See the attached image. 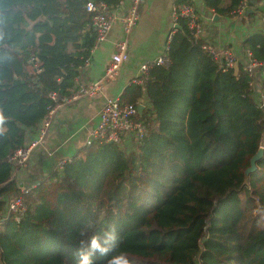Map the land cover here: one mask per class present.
Here are the masks:
<instances>
[{
    "label": "trees",
    "instance_id": "trees-1",
    "mask_svg": "<svg viewBox=\"0 0 264 264\" xmlns=\"http://www.w3.org/2000/svg\"><path fill=\"white\" fill-rule=\"evenodd\" d=\"M87 1L0 0V210L17 190L11 157L60 102L51 93L71 94L91 57L97 32ZM102 1L113 9L121 0ZM221 1L204 0L227 16L245 0ZM176 24L168 64L121 96L149 98L137 114L144 137L94 140L34 187L21 219L0 223L4 264H74L90 221L89 235L117 231L113 251L95 264L121 252L129 264H264V155L247 173L264 148V81L261 99L246 60L237 73L224 70L185 18ZM244 48L264 60V33L247 36ZM53 183L58 199L48 201L43 188Z\"/></svg>",
    "mask_w": 264,
    "mask_h": 264
},
{
    "label": "crops",
    "instance_id": "crops-1",
    "mask_svg": "<svg viewBox=\"0 0 264 264\" xmlns=\"http://www.w3.org/2000/svg\"><path fill=\"white\" fill-rule=\"evenodd\" d=\"M177 1L144 0L140 7V19L130 35L128 59L113 77L105 81L99 93L82 96L56 111L45 142L33 151L28 164L15 169L12 178L16 181L17 190L13 194L18 193L21 187L40 185L58 168L59 161L79 154L92 142L105 99L122 96L125 88L141 75L142 64L167 50L168 40L176 27L173 8ZM191 1L201 15L204 39L220 48L230 49L239 62L245 61V38L255 32L264 33V0H245L243 12L232 16L218 14L219 19L215 18L217 13L209 9L204 0ZM232 1L222 0L221 6L227 7ZM122 36L123 25L117 22L107 38L92 48L90 62L82 67L71 94L78 91L80 85L96 81L104 75ZM262 76L263 69L256 67L255 96H260ZM143 98L145 105L150 103L146 95ZM38 126L29 132L27 142L36 136Z\"/></svg>",
    "mask_w": 264,
    "mask_h": 264
},
{
    "label": "built area",
    "instance_id": "built-area-1",
    "mask_svg": "<svg viewBox=\"0 0 264 264\" xmlns=\"http://www.w3.org/2000/svg\"><path fill=\"white\" fill-rule=\"evenodd\" d=\"M143 2L144 0H121L117 7L113 9L109 7L107 2L102 0H88L86 2L85 8L92 14V25L97 32L95 46L107 38L108 33L117 22H121L123 25V36L117 42L115 52L112 56V62L108 65L101 78L80 85L78 91L69 95L61 96L56 91L51 93V98L60 100V102L50 108L45 119L39 124L36 136L26 142L24 146L18 148L11 157L17 165V168L24 167L28 164L33 151L45 142L52 124V118L59 108L82 96L96 95L101 91L105 81L119 71L121 65L129 57L130 35L140 19V7ZM245 8L246 2L244 1L238 7L237 12L241 13ZM179 16L187 20L188 26L195 37L204 39V27L201 15L192 1L187 0L174 5L173 18L175 24ZM203 48L220 63L224 70L234 67L239 62L230 49L220 48L205 39ZM246 53V71L250 72L254 77V69L256 67L263 69V76L259 86L260 90L262 81H264V60L256 59L250 49H247ZM90 59L91 57L86 60L85 65L90 62ZM168 62L169 60L165 50V53L160 54L157 58L143 63L141 66L142 73L134 81L142 83L145 77L149 75L153 66L168 64ZM252 84L253 86L255 85V77ZM260 98L263 99V95L260 94ZM139 103L145 105V99L141 98L137 102H129L123 100L121 96L107 97L100 110L99 121L93 131L92 141L97 140L101 143L115 142L122 146L131 143L133 138H143L147 130V123L145 120L137 118ZM67 161L68 159L59 161L57 169H62ZM36 186L37 184L21 187L18 193L8 198L6 207L0 210V223L8 218L17 221L21 219L28 209L25 196Z\"/></svg>",
    "mask_w": 264,
    "mask_h": 264
},
{
    "label": "clouds",
    "instance_id": "clouds-1",
    "mask_svg": "<svg viewBox=\"0 0 264 264\" xmlns=\"http://www.w3.org/2000/svg\"><path fill=\"white\" fill-rule=\"evenodd\" d=\"M95 227L93 222H89L81 227L78 232L79 247L75 251L74 264H95L96 255L107 256L113 251L117 241L116 226L111 225L102 233H92ZM106 264H129V259L125 253L114 254L110 256Z\"/></svg>",
    "mask_w": 264,
    "mask_h": 264
},
{
    "label": "water",
    "instance_id": "water-1",
    "mask_svg": "<svg viewBox=\"0 0 264 264\" xmlns=\"http://www.w3.org/2000/svg\"><path fill=\"white\" fill-rule=\"evenodd\" d=\"M216 19H219V15L216 14L215 15ZM175 26H177V24H175ZM235 68V72L237 73V71L239 70V62H237L234 66ZM145 108V105L143 103H139L138 104V109H139V113L141 114L143 112V109ZM264 155V148L261 147L258 152L251 158V166L247 169V173L255 170L257 168V162L263 157ZM0 263H3V259H2V250H1V246H0Z\"/></svg>",
    "mask_w": 264,
    "mask_h": 264
},
{
    "label": "rangeland",
    "instance_id": "rangeland-1",
    "mask_svg": "<svg viewBox=\"0 0 264 264\" xmlns=\"http://www.w3.org/2000/svg\"><path fill=\"white\" fill-rule=\"evenodd\" d=\"M59 187L57 183H53L51 185H47L46 189L43 191V195H45L48 199V201H54L56 199H58V192H59ZM259 212L255 214H253V216H258ZM261 214H259L260 216ZM263 223V222H261Z\"/></svg>",
    "mask_w": 264,
    "mask_h": 264
}]
</instances>
